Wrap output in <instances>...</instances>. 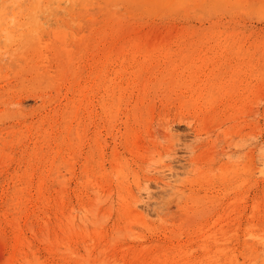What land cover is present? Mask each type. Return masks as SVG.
<instances>
[{
	"label": "rangeland",
	"instance_id": "obj_1",
	"mask_svg": "<svg viewBox=\"0 0 264 264\" xmlns=\"http://www.w3.org/2000/svg\"><path fill=\"white\" fill-rule=\"evenodd\" d=\"M0 10V150L5 153L0 151V237L4 238L0 264L7 259L10 264H28L35 253L40 264H162L164 256L169 259L166 264H264V0H0ZM134 41L150 50L149 58L143 53L137 57L138 66L132 57ZM254 44L260 48L256 50ZM121 45L131 51L121 63L125 81L136 80L137 88L128 89L124 113L117 121L102 118L99 94L93 98V120L106 125L100 136L97 124L89 120L88 106L73 119L70 102L79 98L80 88L104 66L106 51L112 49L118 55L112 58L121 61ZM242 45L254 53L249 59L240 51ZM165 51L174 53L167 57ZM170 66H174L172 73ZM116 67L121 68L110 64L105 70L114 75ZM245 73L260 75L248 79L256 84L255 91L235 96L240 106L248 95L250 111L226 123L201 100L209 86L210 96L218 98L215 104L219 105L221 94L230 86L235 92L246 88ZM192 89L200 97L197 103L188 94ZM127 113L139 117L136 135L124 145ZM97 136L107 145V164L105 172L90 177L91 184L81 166L90 162L85 155L90 156ZM83 144V155L75 166L78 174L71 177L72 157ZM33 151L43 157L33 183L37 185L54 165L51 190L59 203L51 214L36 207V215L29 218L23 212L24 203L23 213L16 212L21 208L16 207L14 195L27 186ZM111 162L120 163L119 173ZM225 165L240 172L249 167L242 177L246 183L223 180L220 174ZM170 168L175 177L169 182ZM66 179L73 191L71 204L66 207L65 197L63 208L60 200ZM28 187L38 196L30 182ZM28 207L35 209L32 204ZM39 214L46 216L37 218ZM17 218L25 225L23 240L30 244L17 245L13 226ZM68 244L73 252L65 250ZM135 252L143 253L140 259H133Z\"/></svg>",
	"mask_w": 264,
	"mask_h": 264
},
{
	"label": "bare ground",
	"instance_id": "obj_2",
	"mask_svg": "<svg viewBox=\"0 0 264 264\" xmlns=\"http://www.w3.org/2000/svg\"><path fill=\"white\" fill-rule=\"evenodd\" d=\"M40 3V2H39ZM1 11V10H0ZM21 12V11H20ZM5 16V15H4ZM2 17H0V19H1ZM6 18V17H5ZM13 18V17H12ZM14 19V18H13ZM18 22V21H17ZM78 22V21H77ZM14 25V24H13ZM80 25V24H79ZM138 30V29H137ZM175 30V29H174ZM178 30V29H177ZM170 31V30H169ZM6 32H7V30H6ZM8 33H9V31H8ZM98 33H100V31L98 32ZM158 33V32H157ZM143 34V33H142ZM159 34V33H158ZM155 35H156V33H155ZM161 35V34H160ZM166 36H168L169 37V34H167V35H165V37ZM172 36V35H171ZM151 37H153V35L151 36ZM164 37V38H165ZM168 37H166L167 39H168ZM190 37V36H189ZM156 38L158 39V37L156 36ZM156 39V40H157ZM167 39H164V41L166 42L167 41ZM248 39V38H247ZM220 40V39H219ZM254 41V40H253ZM150 42V41H149ZM154 42L156 43V41L154 40ZM162 42H163V40H162ZM257 42H259V41H257ZM256 42V43H257ZM204 43V42H203ZM87 44V43H86ZM149 44V43H148ZM151 44H152V41H151ZM167 44V43H166ZM218 45V44H217ZM226 45V44H225ZM123 45H121L120 47H122ZM151 46V45H150ZM163 46H165L164 44H163ZM163 46H162V48H163ZM251 46H253V45H251ZM254 46H256V50L257 49H259L260 48V45H255L254 44ZM258 46V47H257ZM119 47V46H118ZM117 47V48H118ZM119 47V48H120ZM262 47V46H261ZM118 48V49H119ZM124 47H122V48H120V50L122 49V52L120 53V58L119 59H121V61L120 60H118V58H117V61H116V59H114V58H112L113 56L115 57V55H114V51L112 50V49H110V50H108V51H106V53H105V56H106V59L104 60V62H103V65L104 66H102V67H100V70L98 71V73H97V75L95 76V78H94V80H89V81H87V83L85 84V86H83L82 88H80L81 90H80V94H79V98H76V99H74V100H72L70 103H73L74 105H73V112H72V114H71V112H69L70 113V115H72V117H73V119H77L78 118V116H79V114H80V110L82 111V108H84L85 106H88V107H86V109L88 110V116H89V120L91 121V122H95L96 124H97V128H98V132H99V135L101 136V132L103 131V128L105 129L106 128V125L104 124V125H102L100 122H98L97 121V119L96 120H93V114H94V105H93V98L95 97V96H97L98 94H99V101H100V104H101V108H102V112H101V114L103 115V117L102 118H105V117H107V118H110V120L112 121V120H115V121H117L118 119H119V117H120V115L122 114V113H124V111H123V109H122V105H123V102H124V100H125V95H126V93H127V91H128V89L129 88H131V90L132 91H134L135 90V88H137V83H136V80H134L132 83H130V82H128V80L127 81H125V77H124V69H122V65H121V63H124V60L126 59V57L128 56L127 54V52H131V51H129L130 49H128V48H124ZM131 50L133 51V53H132V57H133V59H134V61L136 62V61H139V59H137V57L141 54V53H143L144 54V56H145V58L147 59V57H148V53H150V50L149 49H147V48H141L140 47V41H138V42H135L134 41V43L132 44V46H131ZM155 48V47H154ZM200 49V48H199ZM181 50V49H180ZM220 50H223V49H220ZM239 50V49H238ZM168 51V50H167ZM167 51H165L166 52V55H167V57H170V56H172L173 55V53L174 52H170V53H168L167 54ZM198 51V50H197ZM200 51H201V49H200ZM228 51V50H227ZM235 51V50H234ZM240 51L243 53H246V55L248 56V59H249V57H252L251 56V54L253 55L254 53L251 51V49H250V47H247V46H245V45H242L241 46V48H240ZM120 52V51H119ZM169 52V51H168ZM176 52V51H175ZM73 54H74V52H72ZM118 53V52H117ZM72 54V55H73ZM198 54V53H197ZM203 54V53H202ZM228 54V53H227ZM5 55V54H4ZM46 56V55H45ZM78 56V55H77ZM118 56V55H117ZM116 56V57H117ZM184 56V55H183ZM182 56V57H183ZM218 56V55H217ZM216 56V57H217ZM221 56V55H220ZM74 57V56H73ZM72 57V58H73ZM82 57V56H81ZM80 57V58H81ZM115 57V58H116ZM166 56H165V59L167 58ZM200 57V56H199ZM241 57V56H240ZM71 58V57H70ZM75 58V57H74ZM149 58V57H148ZM184 58V57H183ZM194 58V57H193ZM202 58V57H201ZM221 58V57H220ZM234 58H236V56L234 57ZM130 59V58H129ZM169 59V58H168ZM223 59V58H222ZM231 59V58H230ZM240 59V58H239ZM242 59V58H241ZM76 60H78V59H76ZM160 60V59H159ZM176 60V59H175ZM174 60V61H175ZM194 60H195V58H194ZM236 60V59H235ZM244 60V59H243ZM103 61V60H102ZM120 61V62H119ZM133 61V62H134ZM145 61H147V60H145ZM161 61V60H160ZM171 61V60H170ZM186 61V60H185ZM190 61V60H189ZM193 61V60H192ZM218 61V60H217ZM255 61V60H254ZM117 62H119V63H117ZM172 62H173V60H172ZM197 62V61H196ZM72 63V62H71ZM137 64H135V66H138V63L139 62H136ZM171 63V62H170ZM198 63V62H197ZM210 63V62H209ZM74 64V63H73ZM99 64V63H98ZM110 64H112L113 66L115 65V64H117L118 66H121V68H113L114 69V75H111L110 74V72L109 71H106L105 70V67L107 66V65H110ZM140 64V63H139ZM194 64V63H193ZM219 64V63H218ZM173 65H175L174 63H173ZM216 65V64H215ZM257 65V64H256ZM74 66V65H73ZM99 66V65H98ZM185 66H187V65H185ZM245 66V65H244ZM249 66V65H248ZM252 66V65H251ZM77 67V66H76ZM171 67V66H170ZM176 67V66H175ZM203 67V66H202ZM247 67V66H246ZM257 67H258V65H257ZM95 68H97V67H95ZM191 68V67H190ZM200 68V67H199ZM204 68V67H203ZM243 68V67H242ZM252 68V67H251ZM256 68V67H255ZM110 69V68H109ZM141 69V68H140ZM176 69V68H175ZM188 69V68H187ZM187 69H185V70H187ZM207 69V68H206ZM95 70V69H94ZM171 70H174V66H173V69H172V67H171V69H169V71L171 72ZM189 70V69H188ZM204 70V69H203ZM206 71V70H205ZM76 72V71H75ZM113 72V71H112ZM140 72V71H139ZM169 72V73H170ZM174 72V71H173ZM189 72V71H188ZM192 72V71H191ZM194 72V71H193ZM202 72V71H201ZM172 73V72H171ZM183 73V72H182ZM190 73V72H189ZM202 74V73H201ZM245 74H247L246 75V77L245 78H243L244 80L243 81H245V79H256L258 76H260V75H258V73H256V74H250V73H245ZM196 75V74H195ZM205 75V74H204ZM242 75H243V73H242ZM114 76V77H113ZM117 76V77H116ZM118 76H119V79H118ZM137 76H139V75H137ZM184 76H186V74L184 75ZM190 76V75H189ZM200 76V75H199ZM264 76V75H263ZM188 77V76H187ZM253 77V78H252ZM184 78V77H183ZM186 78V77H185ZM188 78H190V77H188ZM192 78V77H191ZM90 79V78H89ZM93 79V78H92ZM208 79V78H207ZM212 79V78H211ZM258 79V78H257ZM88 80V79H87ZM185 80V79H184ZM192 80V79H191ZM188 81V80H187ZM190 82V81H189ZM223 82V81H222ZM186 83V82H185ZM192 83V82H191ZM245 83V82H244ZM177 84H180V82L177 80V82H176V84H174V85H176L177 86ZM181 84H184V82L182 83L181 82ZM187 85H188V83H186ZM217 84H218V82H217ZM223 84V83H222ZM233 84V83H232ZM101 85H103L102 86V89H101ZM185 85V84H184ZM202 85H204V84H202ZM207 85H209V84H207ZM245 85H246V88H244V89H238L236 92H235V89H234V87L233 86H230L225 92H221L222 94H221V97L219 98V100L218 101H220V104L219 105H216L215 104V101L218 99H216V98H212L211 96H210V87L208 86L207 87V92L205 93V96H204V98L201 100V102H203V103H205V104H207V105H209V107H212L213 108V110L214 111H216L217 112V115L219 116V119H221L222 118V120L223 119H225V121H226V119H232V118H235L236 116H238V115H244V114H248V111H250V108L248 109V101H250L249 99L250 98H247L248 97V95L246 96V98L244 99V101L242 102V105H238L237 103H238V100H237V98L235 97V96H237L238 95V93L240 92L241 93V91H246V90H248V91H253V89H254V91H255V87H256V84L254 83H251V81H249L248 80V82L247 83H245ZM190 86V85H189ZM200 86V85H199ZM212 86V85H211ZM218 86V85H217ZM143 87V86H142ZM188 87V86H187ZM193 87V86H192ZM143 89V88H142ZM188 89V88H187ZM191 89V88H190ZM194 89V88H193ZM193 89L192 90H189V93L188 94H190V96H191V98H192V101H194L195 100V102L194 103H197L198 101H199V99H200V97L198 98V96H197V94H198V92L197 91H193ZM220 89H223V86L221 85L220 86ZM204 90V89H203ZM136 91V90H135ZM206 91V90H205ZM216 91V90H215ZM59 92V91H58ZM197 93V94H196ZM240 93H239V95H240ZM250 93V92H249ZM255 94H257V93H255ZM148 94L146 93L145 94V97L147 96ZM189 96V97H190ZM197 96V97H196ZM200 96V95H199ZM98 97V96H97ZM145 97H143V99H141V102H144V99H146ZM186 97V96H185ZM46 98V97H45ZM185 100V99H184ZM204 100V101H203ZM251 100H253V97H252V99ZM217 101V102H218ZM257 101V100H256ZM185 102L186 103H189L190 102V100L189 99H186L185 100ZM201 102H199L198 104L199 105H201ZM222 102V103H221ZM78 104V105H77ZM10 105H12V104H10ZM250 105V104H249ZM198 107V106H197ZM69 108V107H68ZM85 109V108H84ZM264 110V109H263ZM254 111V110H253ZM67 113L68 112H66V115H67ZM255 113V112H254ZM97 115H100V113H97ZM127 116H128V122H127V126H126V130H125V134H123V136L124 137H122V139L123 138H125V141L123 142V144L124 145H126V144H129L130 142H132V137H133V133H134V135H136V131H137V129H136V127H135V125H136V123L138 124V117L136 116V117H131V116H129V114L127 113ZM255 117H256V115H255ZM254 118V117H253ZM178 120H180V119H178ZM204 120H206V119H204ZM246 120H247V118H246ZM179 122V121H178ZM229 122V121H228ZM115 123V122H114ZM119 123V122H118ZM191 123V122H190ZM206 123V122H205ZM226 123H227V121H226ZM208 125V124H207ZM218 125V124H217ZM111 126L112 127H116V124H111ZM205 126V125H204ZM257 126V125H256ZM78 127H80V126H78ZM83 128V127H82ZM83 129H85V128H83ZM83 129H82V131H83ZM136 129V130H135ZM204 129V128H203ZM202 129V130H203ZM77 130V129H76ZM227 130V129H226ZM239 130H241L240 128H239ZM69 133L71 134L73 131H74V129H73V127L72 126H70L69 127ZM86 131V130H85ZM110 131V130H109ZM227 131H229V130H227ZM111 132H113V130L111 129ZM240 131H237V133H239ZM76 133H77V136H79V138H82V134H81V132H80V130L78 129L77 131H76ZM84 133V132H83ZM69 134V135H70ZM73 134V133H72ZM66 136H67V134H66ZM85 137L87 136V133H85V135H84ZM67 140H69V137L68 138H66ZM71 139V138H70ZM136 139H138L139 141H140V139L139 138H136ZM82 140V139H81ZM63 141V140H62ZM14 142V144H15V141H13ZM83 142V141H82ZM237 142V141H236ZM12 143V142H11ZM114 143V142H113ZM214 143V142H213ZM239 143V142H238ZM241 143V142H240ZM10 144V143H9ZM13 144V145H14ZM17 144V143H16ZM15 144V145H16ZM81 144V143H80ZM6 145V144H5ZM12 145V144H11ZM12 145V146H13ZM68 145H69V142H68ZM83 146H84V144L83 145H81L80 147H79V150L78 151H75L76 152V155L75 156H73L72 157V159L74 160V162L75 163H73L72 165H70V166H72V169H71V174H72V176L71 177H75L78 173H76L75 172V166H76V163H77V161H78V157L79 156H81V155H83ZM94 147H93V149H92V151L90 152V156H88V154L87 155H85V158L86 159H89L90 160V162H84L83 164H82V172H84L85 173V175L88 177V180H89V182L91 183V176H95V174H97V173H100V171H104V168H105V164H107L106 162H104V161H106L107 159H106V149H107V145H105V144H102V142L100 141V138H99V136H97L96 137V140H95V142H94V145H93ZM236 146V145H235ZM5 147V146H4ZM7 147H9V146H7ZM118 147V146H117ZM117 147H115V153L113 154V156H114V160H116V159H118V152H117ZM138 147V146H137ZM13 148V147H12ZM35 148V147H34ZM1 153L3 154V149L1 148ZM67 151V150H66ZM74 152V151H73ZM71 153V152H70ZM94 153H98V155H99V159H101V161H103V162H99L98 160H96L97 158V155H95ZM8 154V153H7ZM6 154V155H7ZM68 154V153H67ZM120 154V153H119ZM3 155H5V153L3 154ZM41 155V154H40ZM39 155V153H38V151H33L31 154H30V162H34L32 165V170H31V173H29V181L27 182V186H25V187H22V188H20L18 191H16V194L17 195H14V197L15 196H17L16 198H17V202L15 203L16 204V207L17 208H21V210L20 209H17L16 210V212H20V213H25V214H27V217H32V216H34V215H36V207H39V208H41V209H43V211H45V212H48V213H52V209L54 208V204H57V203H59L58 202V198L56 197V195L54 196L53 195V192H52V190H51V188L53 187V183H54V181L52 182V180H51V178H52V173H53V167H54V165L53 166H51L52 168L51 169H47V174H46V176L45 177H43L39 182H38V184L37 185H35V183H33L34 182V180H35V178L37 177V175H38V169H39V162H42V159H43V157L42 156H40ZM70 155H72V154H70ZM118 155V156H117ZM6 157H11L10 155H8V156H6ZM90 157V158H89ZM56 157H53V161H51V163H53V164H55V162H54V159H55ZM12 159H13V157H12ZM160 159V158H159ZM158 159V160H159ZM68 160V159H67ZM161 161H162V159H161ZM5 162V161H4ZM3 162V163H4ZM64 162H67V161H65L64 160ZM68 162H69V160H68ZM163 162V161H162ZM2 163V164H3ZM6 163V162H5ZM112 164H113V168L114 167H117L118 165H120V163L119 162H111ZM168 166V165H167ZM170 166V165H169ZM69 167V166H68ZM79 167V166H78ZM171 167V166H170ZM168 168V167H167ZM172 168V167H171ZM169 169V172H170V180H169V182L171 181V179L173 178V177H175V172L172 170V169ZM245 168H247L246 170H245V172H240V171H238V170H233L232 169V167L230 166V165H225L223 168H222V172H221V177L222 178H224L223 180H230V181H233V182H235L236 180L237 181H240L241 182V180H243V181H245V179H242V177L246 174V173H248V171L250 172V168L249 167H245ZM30 169V168H29ZM97 169H99V170H97ZM116 169V168H115ZM255 169V168H254ZM253 169V170H254ZM259 169V168H258ZM118 167H117V170H115V171H117L118 172ZM28 171V170H27ZM261 171H263V170H261ZM29 172V171H28ZM105 172V171H104ZM119 173V172H118ZM117 173V174H118ZM209 173V172H208ZM211 173V172H210ZM37 174V175H36ZM101 174H103V173H101ZM106 174V173H105ZM116 174V175H117ZM27 175V174H26ZM44 175V174H43ZM84 175V174H83ZM18 176V175H17ZM119 176V175H118ZM214 176H215V174H214ZM42 176H40V178H41ZM105 177H106V175H105ZM113 177V176H112ZM220 177V178H221ZM21 178H22V175H21ZM39 178V179H40ZM213 178V177H212ZM211 178V176L210 175H207V179H212ZM245 178V177H244ZM23 179V178H22ZM26 179V178H25ZM91 179V180H90ZM18 180H20V179H18ZM24 180V179H23ZM64 180V179H63ZM61 181V183H65L64 181ZM164 180V179H163ZM207 181V180H206ZM25 182V181H24ZM30 182V186L32 185L33 187H36V190H37V193H38V196H35L34 195V193H32L31 191V189L28 187V183ZM71 181L70 180H67L66 179V192H63L64 194L61 196V199L62 200H60V205H61V201L63 202L62 204H64L65 203V197H66V207L67 206H69V204H71V202L69 201V198L71 197V193H72V188H71V183H70ZM87 182V181H86ZM96 182V181H95ZM209 182V181H208ZM231 183V182H230ZM244 183H246V181L244 182ZM92 184V183H91ZM167 184H168V181H167ZM228 184V183H227ZM232 184V183H231ZM234 184V183H233ZM236 184H238V183H236ZM240 184V183H239ZM242 184V183H241ZM22 185H23V183H22ZM26 185V184H25ZM62 186V185H61ZM60 186V187H61ZM60 187H59V189H60ZM106 187V186H105ZM63 188H65L64 186H63ZM62 188V189H63ZM16 189H18V188H16ZM61 190V189H60ZM64 190V189H63ZM62 190V191H63ZM82 191V190H81ZM55 192V191H54ZM61 191H59V193H60ZM76 192V191H75ZM97 189H96V191H95V193L97 194ZM65 193H66V196H65ZM74 193V192H73ZM78 193V192H77ZM76 193V194H77ZM80 193V192H79ZM99 193V192H98ZM112 193V192H111ZM15 194V193H14ZM56 194V193H55ZM81 194V193H80ZM103 194V193H102ZM98 196H100L99 194H97ZM108 195V194H107ZM149 195V194H148ZM147 195V196H148ZM73 196V195H72ZM155 196V195H154ZM263 196V195H262ZM60 198V197H59ZM80 198V197H79ZM91 200V199H90ZM137 201H139V200H137ZM136 201V202H137ZM233 201V200H232ZM234 201H235V199H234ZM240 201V200H239ZM135 202V201H134ZM26 204L25 206L26 207H24V211L23 212H21L22 211V206L24 205V204ZM104 203V202H103ZM139 203V202H138ZM28 204H29V206H30V204H32V206H34L35 207V209H31L30 207H28ZM59 205V206H60ZM256 205V204H255ZM64 206H65V204L63 205V208H64ZM89 207V206H88ZM91 207V206H90ZM97 207H98V205H97ZM99 207H100V204H99ZM98 207V208H99ZM225 207V206H224ZM94 208H96V206H94ZM97 208V210H99ZM112 208V207H111ZM134 208V207H133ZM139 208V207H138ZM227 208V207H226ZM253 208V207H252ZM255 208H256V206H255ZM85 209V208H84ZM254 209V208H253ZM91 210V209H90ZM111 210V209H110ZM255 210V209H254ZM60 211V210H59ZM74 211L76 212V210L74 209ZM108 211V210H107ZM136 210H132V212L134 213ZM62 212V211H61ZM112 212V211H111ZM256 212V211H255ZM40 213V212H39ZM55 213H56V211H55ZM54 213V214H55ZM63 213V212H62ZM89 213V212H88ZM110 213V212H109ZM70 214L71 213H69V218L71 219V218H73V216L72 217H70ZM94 214H95V212H94ZM97 214V213H96ZM95 214V215H96ZM103 213L101 212V215L100 216H102L103 217V215H102ZM74 215H75V213H74ZM84 215H85V213H84ZM91 215H92V217L94 216L93 214H92V211H91ZM109 215V214H108ZM107 215V217H109ZM251 215V214H250ZM7 216V215H6ZM46 216V215H45ZM44 216V217H45ZM63 216H64V214H63ZM44 217H41V214H39L38 216H37V218H44ZM105 217V216H104ZM104 217H103V219H104ZM219 218H220V216H218ZM15 219H16V216L14 217ZM19 218V217H18ZM17 218V219H18ZM94 218H95V220H98V219H96L97 217H95L94 216ZM218 218V219H219ZM254 218V217H253ZM61 219V218H60ZM70 219H68V222H69V220ZM101 219V218H100ZM134 219V218H133ZM217 219V218H216ZM94 220V221H95ZM108 220V219H107ZM11 221V220H10ZM45 220H43V222H44ZM73 221H74V219H73ZM87 221H89V219L87 220ZM90 221H91V219H90ZM93 220H92V222H94ZM106 221V220H105ZM104 221V222H105ZM133 221V220H132ZM215 221V220H214ZM50 222H51V219H50V221H46V223H44V225L46 226V224H47V227H48V225L50 224ZM72 222V220L69 222L70 223V226H72L73 225V222ZM82 222V221H81ZM27 223V222H26ZM63 223V222H62ZM95 223V222H94ZM99 223V222H98ZM101 223V222H100ZM134 223H135V221H134ZM213 223V222H212ZM11 224V223H10ZM84 225H85V223H83ZM91 224V223H90ZM104 224V223H103ZM102 223H101V225H103ZM132 224V223H131ZM67 226H68V224H66ZM13 226H15V228H16V232H17V235L15 236L16 237V242H17V245H22V246H24L25 244H26V242H24V240H23V238H25V237H23V234H24V226L25 225H22L21 223H20V220L18 219L15 223H14V225ZM27 226V225H26ZM30 226H31V224H30ZM30 226H27V227H30ZM86 226V225H85ZM77 227H79V226H77ZM100 227V226H99ZM129 227V226H128ZM42 228V227H41ZM67 228H69V226L67 227ZM72 228H75L74 227V225H73V227ZM211 228V227H210ZM218 228V227H217ZM216 228V229H217ZM47 229V228H46ZM59 229V228H58ZM29 230V229H28ZM48 230V229H47ZM64 230V229H63ZM118 230H120V228L118 229ZM118 230H116V231H118ZM126 230V229H125ZM33 231V230H32ZM69 231V230H68ZM102 231V230H101ZM115 230H113V232H114ZM128 231H130V230H128ZM73 232V231H72ZM126 232V231H125ZM206 232V231H205ZM33 233V232H32ZM36 233H38V231H36ZM43 233V232H42ZM49 233V232H48ZM70 233V232H69ZM78 233V232H77ZM81 233V232H80ZM89 233V232H88ZM117 233V232H116ZM118 233H120V232H118ZM117 233V234H118ZM131 233V232H130ZM262 233V232H261ZM264 233V232H263ZM83 234H85L84 233V231H83ZM126 234V233H125ZM124 234V235H125ZM227 234V233H226ZM250 234V233H249ZM45 235V234H44ZM46 235H47V233H46ZM56 235V234H55ZM94 235H95V233H94ZM102 235H104V233H102ZM101 235V236H102ZM112 235V234H111ZM119 235V234H118ZM123 235V236H124ZM223 235V234H222ZM97 236V235H96ZM99 236H100V234H99ZM101 236H100V238H101ZM139 236V235H138ZM205 236V235H204ZM203 236V237H204ZM252 236V235H251ZM257 236V235H256ZM48 237V236H47ZM57 237V236H56ZM93 237V236H92ZM102 237H104V236H102ZM106 237V236H105ZM114 237V239L116 238V236H113ZM120 237V236H119ZM119 237H118V239H119ZM132 237V236H131ZM183 237V236H182ZM223 237H225V236H223ZM258 237V236H257ZM262 237V236H261ZM49 238V237H48ZM47 238V239H48ZM55 238V237H54ZM61 238V237H60ZM82 238V237H81ZM124 238V237H123ZM128 238H130V237H128ZM208 238V237H207ZM259 238V237H258ZM263 238V237H262ZM62 239V238H61ZM87 239H89V236H88V238ZM102 239V238H101ZM264 239V238H263ZM15 240V239H14ZM55 240V239H54ZM98 240V239H97ZM116 240H117V238H116ZM115 240V241H116ZM262 240V239H261ZM25 241H27L26 239H25ZM45 241H47V243H49L48 241H50L49 239L48 240H45ZM56 241H58L57 239H56ZM94 241V240H93ZM92 241V242H93ZM111 241V240H110ZM114 241V240H113ZM113 241H111L112 243H114ZM217 241V240H216ZM1 242H4V238H2V237H0V243ZM29 244L31 243V241H27ZM67 242V241H66ZM72 242V241H71ZM97 242H99V241H97ZM27 243V244H28ZM52 243V242H51ZM104 243V242H103ZM262 243V242H261ZM264 243V242H263ZM26 244V245H27ZM105 244V243H104ZM115 244V243H114ZM53 245V244H52ZM63 245V244H62ZM145 245V244H144ZM156 245V244H155ZM84 246V245H83ZM93 246V245H92ZM95 246V245H94ZM111 246V245H110ZM114 246V245H113ZM40 247V246H39ZM56 247V246H55ZM109 247V246H108ZM125 247V246H124ZM171 247V246H170ZM250 247V246H249ZM263 247H264V245H263ZM26 248H28L27 246H26ZM50 248V247H49ZM57 248V247H56ZM56 248L54 249V250H56ZM69 248V244H68V247H66L65 248V250L66 249H68ZM87 248V247H86ZM104 248V247H103ZM103 248L102 249H100V251L101 250H103ZM117 248V247H116ZM115 248V249H116ZM206 248V247H205ZM139 249V248H138ZM193 249V248H192ZM216 249V248H215ZM31 250V249H30ZM58 251H60L59 249H57ZM68 250H71L70 248L68 249ZM183 250V249H182ZM223 250V249H222ZM228 250V249H227ZM33 251V250H32ZM62 251H64V250H61V252ZM72 251V250H71ZM98 251H99V249H98ZM104 251H105V249H104ZM143 251V250H142ZM21 252V251H20ZM24 252V251H23ZM67 252V251H66ZM73 252V251H72ZM71 252V253H72ZM103 252V251H102ZM113 252V251H112ZM111 252V253H112ZM126 252V251H125ZM163 252V251H162ZM186 252V251H185ZM224 252V251H223ZM24 253H26V252H24ZM47 253V252H46ZM135 253H137V252H135ZM142 253V252H141ZM257 253V252H256ZM86 254V253H85ZM91 254H92V252H91ZM161 254H163V253H161ZM189 254V253H188ZM234 254V253H233ZM20 255V254H19ZM26 255H27V257H28V254L26 253ZM34 255V254H33ZM35 255H36V253H35ZM34 255V258H33V260H30L29 262H28V264H40L41 262L39 261V258L37 257L38 255H36L35 256ZM73 254H71V256H72ZM75 255V254H74ZM76 255H78V254H76ZM76 255H75V259H77L78 260V258H76ZM87 255V254H86ZM143 255V253L142 254H140V253H137V254H135L134 255V257H133V259L134 260H137V259H140L141 258V256ZM164 255H166V254H164ZM181 255V254H180ZM179 255V256H180ZM252 255V254H251ZM22 256H24V255H22ZM22 256H20V257H22ZM83 256V255H82ZM157 256H158V254H157ZM177 256V255H176ZM73 257V256H72ZM78 257V256H77ZM87 257V256H86ZM95 257V256H94ZM156 257V256H155ZM10 258H11V256H10ZM14 258V257H13ZM88 258V257H87ZM104 258V257H103ZM122 258V257H121ZM154 258V257H153ZM208 258H210V257H208ZM249 258V257H248ZM24 259H25V257H24ZM82 259H84V258H82ZM86 259V258H85ZM97 259H98V257H97ZM112 259V258H111ZM110 259V260H111ZM114 259V258H113ZM148 259V258H147ZM178 259H180V258H178ZM230 260H231V257L229 258ZM246 259V258H245ZM14 260H15V258H14ZM22 260V259H21ZM87 260V259H86ZM88 260H89V258H88ZM87 260V261H88ZM99 260V259H98ZM102 260V259H101ZM104 260V259H103ZM110 260H109V262H110ZM159 260H160V258H159ZM158 260V261H159ZM169 259H168V257H166V256H164V258H162L161 260H160V262L162 263V264H166L167 263V261H168ZM208 260V259H207ZM8 264H10L9 262V260L7 259V260H5ZM9 261V262H8ZM24 261L26 262V260H23V263H24ZM86 261V262H87ZM95 261H97V260H95ZM105 261H106V259H105ZM173 261V260H172ZM171 261V262H172ZM3 263V262H1V264H7V263ZM99 262V261H98ZM103 262V261H102ZM108 262V263H109ZM114 262V261H113ZM187 262V261H186ZM200 262V261H199ZM253 262H255V261H253ZM252 262V263H253ZM257 262V261H256ZM22 263V262H21ZM79 263V262H78ZM88 263H90V261L88 262ZM96 263V262H95ZM95 263H93V264H95ZM121 263V262H120ZM150 264H152V261L151 262H149ZM185 263V262H184ZM189 263H191V262H189ZM26 264H27V262H26ZM84 264V263H83ZM91 264V263H90ZM99 264V263H98ZM102 264V263H101ZM105 264V263H104ZM107 264V263H106ZM112 264V263H111ZM115 264V263H114ZM240 264V263H239Z\"/></svg>",
	"mask_w": 264,
	"mask_h": 264
}]
</instances>
